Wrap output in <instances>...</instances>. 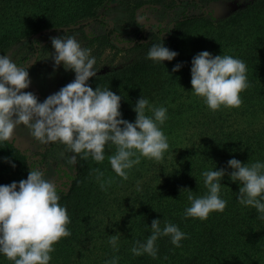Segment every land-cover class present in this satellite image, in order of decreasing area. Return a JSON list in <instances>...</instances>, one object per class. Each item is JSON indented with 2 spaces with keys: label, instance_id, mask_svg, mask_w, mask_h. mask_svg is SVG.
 I'll return each instance as SVG.
<instances>
[{
  "label": "trees",
  "instance_id": "obj_1",
  "mask_svg": "<svg viewBox=\"0 0 264 264\" xmlns=\"http://www.w3.org/2000/svg\"><path fill=\"white\" fill-rule=\"evenodd\" d=\"M105 1L0 0V56L26 40L32 54L37 53L32 36L46 29L68 30L94 17ZM216 19L202 14L183 16L166 35H153L127 49L111 42L112 31L102 38L109 49L132 55L123 64L96 73L87 83L93 90L109 89L121 96L120 118L129 122H135L133 109L141 96L150 105L167 109L160 127L169 149L160 162L141 158L123 180L108 159L116 151L111 142L105 145L104 161L96 163L59 142L27 153L15 146L13 138L0 141V185L26 179L33 168L44 173L54 146H62L70 156L64 168L70 175L57 192L70 218L71 235L54 245L49 264H108L113 257H118L117 264H264V219L255 208L238 202L242 185L227 174L234 171L228 166L233 158L248 165L264 163V0H251ZM77 27L80 30L82 25ZM154 44H164L178 55L172 61H152L147 57ZM201 51L230 55L246 64L250 86L240 93L239 108L222 106L213 113L203 98L193 94L191 61ZM177 64L182 67L173 72ZM146 115L153 113L146 110ZM95 169L103 173L99 179ZM220 169L226 170L219 194L227 202L225 210L210 213L204 221L186 218L185 209L191 206L188 196L208 193L202 173ZM109 179L113 182L105 183L106 190H102L101 182ZM154 219L160 220L161 230L165 223H172L187 238L175 247L170 236H161L155 243L156 259L147 253L134 256L131 249L137 241L146 242ZM112 235H118L115 249L109 243ZM0 264L14 262L0 254Z\"/></svg>",
  "mask_w": 264,
  "mask_h": 264
},
{
  "label": "clouds",
  "instance_id": "obj_2",
  "mask_svg": "<svg viewBox=\"0 0 264 264\" xmlns=\"http://www.w3.org/2000/svg\"><path fill=\"white\" fill-rule=\"evenodd\" d=\"M55 50L54 67L63 64L65 70L75 73V79L55 94L39 102L32 92L22 91L31 83L27 66L18 67L9 56H0V141H10L14 130L21 124L30 135L42 144L59 142L71 152L89 156L96 162L105 159V145H115L114 155L108 157L111 168L123 180L128 179V170L141 162V158L160 162L169 149V143L161 125L167 119L165 107H154L146 98H139L134 106L135 122L121 119V96L109 89L93 90L88 85L96 75V63L90 49L82 48L74 38H51ZM177 52L154 44L148 59L155 62L172 61ZM191 85L196 97L204 99L207 107L215 113L221 107L239 108L240 93L250 85L246 64L230 55L213 56L201 51L191 61ZM182 67L177 64L172 71ZM146 110L153 113L146 115ZM6 162L11 163L8 158ZM75 159V156L73 157ZM11 166L15 168V164ZM228 166L234 171L227 173L233 182H240L238 202L250 206L264 219V163L242 164L233 158ZM98 179L103 176L99 169ZM225 169L204 171V184L208 193L196 198L191 194V206L185 209V217L207 220L212 212H223L227 202L220 198V181ZM113 181H103L110 185ZM57 186L39 168L28 170L26 179L18 183L0 185V254L14 264H49L54 245L71 235L67 225L70 218L65 207L59 204ZM152 233L146 242H136L131 251L134 256L147 253L157 258L155 243L161 236H170L171 243L180 247L186 234L172 223H165L161 230L160 220L151 223ZM118 235H112L109 243L116 248ZM118 250V249H117ZM118 257L108 262L117 264Z\"/></svg>",
  "mask_w": 264,
  "mask_h": 264
},
{
  "label": "rangeland",
  "instance_id": "obj_3",
  "mask_svg": "<svg viewBox=\"0 0 264 264\" xmlns=\"http://www.w3.org/2000/svg\"><path fill=\"white\" fill-rule=\"evenodd\" d=\"M131 1L129 0V2ZM161 1L162 0H152L154 4H159ZM217 1L220 2L214 3L213 6H216L219 11L216 14L218 16L214 18L218 17L217 19H222L228 13L239 9L251 0ZM221 1L226 3L223 4ZM107 2L108 0L101 4L98 9H96L95 16L98 14L109 16L112 12H117L118 16L117 18L113 19V25L115 26V31L118 33H127V28H124V25L126 24H129L132 28L137 25L133 20L132 14L129 13L128 15V9H126L129 7V5L126 4L128 0L127 2L125 1L119 4V6H117L115 9L105 7ZM127 15L128 18L126 17ZM90 36L91 34L85 35L82 30L76 29L72 31H51L49 29V32L47 33H38L31 37L36 40L35 42L39 47L38 54L33 62L29 40L23 41L10 49L5 56H9L18 67L26 65L29 72V79L31 83L27 89L22 91L32 92L33 94L35 93L44 101L49 95L55 94L62 87L66 86L75 79V73L71 70H65L63 64H61L59 67H54L52 56L54 55L55 50L52 48L51 44V38L53 37H59L65 40L71 37L74 38L82 48L90 49V55L91 57H94L96 61L93 69L96 73H101L107 71L108 69L117 67L126 62L132 55L131 53L111 50L107 47V45H105L103 40L100 38H90ZM129 41L130 39L127 38L124 42ZM123 45L124 43L121 46ZM13 139L16 141L17 146L27 153L36 151L42 145V143L30 135L29 129L23 124L19 125L14 130ZM69 160L70 156L66 153L62 146L52 147L45 162V179L53 182L54 171H57L60 168H65V164Z\"/></svg>",
  "mask_w": 264,
  "mask_h": 264
},
{
  "label": "flooded vegetation",
  "instance_id": "obj_4",
  "mask_svg": "<svg viewBox=\"0 0 264 264\" xmlns=\"http://www.w3.org/2000/svg\"><path fill=\"white\" fill-rule=\"evenodd\" d=\"M127 2V0H108L106 3L107 8L110 7L115 9L122 2ZM131 1V0H130ZM220 2L217 0H162L159 4H154L152 0H132L126 4L129 5L128 15L132 14L133 20L137 25L131 27L129 24L124 25L127 33H118L115 31V26L113 25V19L117 18L118 13L112 12L109 16H104L103 14H98L97 16L87 19L81 24L80 30L83 31L85 35L91 34L90 38H100L103 40V36L112 31L109 39L117 47L122 49L131 48L136 42L149 41L153 35H166L170 30L174 21L181 19L183 16H197L202 14L207 18H214L218 15L219 9L213 6L214 3ZM221 3H226L222 2ZM119 9V8H118ZM122 9V8H121ZM229 14V13H228ZM128 15L126 16L128 18ZM139 16V19H138ZM218 18V17H217ZM217 20V19H216ZM77 25L69 28L68 30L76 29ZM91 29V30H89ZM127 38L130 39L129 42H124ZM30 40H34L31 38ZM36 41V40H35ZM124 43L123 46H121ZM37 47V53L32 54V62L35 60L38 54V44L35 42ZM34 45V46H35ZM31 51V49H30ZM32 53V52H31ZM22 65V62H21ZM35 96L39 97L34 93ZM40 98V97H39ZM41 99V98H40ZM42 100V99H41ZM43 101V100H42ZM44 102V101H43ZM41 147V146H40ZM65 171V172H64ZM64 168H60L54 171L53 183L59 187V185H65L67 181V175L70 173ZM45 172V167H44ZM66 186V185H65Z\"/></svg>",
  "mask_w": 264,
  "mask_h": 264
},
{
  "label": "water",
  "instance_id": "obj_5",
  "mask_svg": "<svg viewBox=\"0 0 264 264\" xmlns=\"http://www.w3.org/2000/svg\"><path fill=\"white\" fill-rule=\"evenodd\" d=\"M69 28H71V27H69ZM69 28H68V29H69ZM65 30H67V29H63V31H65ZM47 32H49V30L42 31L41 33H47ZM12 138H13V137H12ZM14 144H15V146L20 150V148L17 146L16 141H14Z\"/></svg>",
  "mask_w": 264,
  "mask_h": 264
}]
</instances>
